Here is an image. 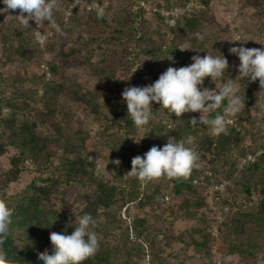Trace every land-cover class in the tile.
<instances>
[{"label":"rangeland","instance_id":"374dc122","mask_svg":"<svg viewBox=\"0 0 264 264\" xmlns=\"http://www.w3.org/2000/svg\"><path fill=\"white\" fill-rule=\"evenodd\" d=\"M169 1L180 2L54 0V18L60 32L48 22L40 28L34 21L24 25L16 18L18 9L0 12L3 140L16 141L27 129H33L36 140L46 146L44 152L51 155L55 165L67 154L86 167L90 174L88 182L81 188L73 184L62 186L53 202L61 218H68L69 225L75 222V216L85 212L97 219L96 230L101 236L99 250L118 248L112 257L113 264H264V221L255 216L260 192L247 197L241 180L243 166L264 153V102L261 106L249 97L243 83L246 79L236 78L244 107L228 116V120L249 110V115H243L241 131L252 134L235 146L221 164L209 154L204 156L196 146L199 159L193 168L198 174L192 183L194 190L191 185L174 182V177L140 180L128 173L133 157L143 156L153 146L163 147L168 136L176 137L179 122L153 102V119L144 128L116 123L119 112L127 109L121 96L126 86L151 84L168 67L190 65L192 56H204L207 51L212 55L222 52L229 61L226 74L235 78L239 59L229 55V48L264 47L257 43L264 42V13L256 12L243 0H210L202 27L190 34L184 30L172 31L152 16L155 8L171 10L173 7H167ZM4 7L0 3V9ZM141 8L144 15L137 18L136 11ZM69 9L72 14L66 17ZM93 11L102 13L106 23L91 21ZM37 30L42 33L40 37L36 35ZM138 31L146 32L145 40L151 41H141L139 50L130 57L127 43L136 45L134 38ZM197 32L204 36L203 40L194 37ZM233 32L242 33L244 42H230ZM199 45L202 47L198 49ZM169 56L173 59L169 60ZM41 64L51 70L52 82L62 87L57 100L46 96L44 75L39 70ZM227 75L217 82V87L229 78ZM203 87L215 88V83L205 78ZM76 93L90 104L76 99ZM120 103L125 105L121 111ZM199 115L195 113L197 119ZM140 139L139 143L134 142ZM67 140L74 144L68 153L64 152ZM18 156L17 148L6 147L0 154V176L12 169V160ZM116 159L121 161L118 166L111 163ZM261 165L264 170V162ZM20 170L18 179L5 190L6 198H12L11 204L24 196L31 183L42 182L31 161L21 164ZM104 179L119 187L115 203L109 208L94 203L101 194ZM123 187L140 192V200L127 201L128 192L123 198L120 190ZM242 212L254 216L248 217L243 229L238 231L232 226L233 220ZM220 220L219 233L215 236L213 226ZM224 221L226 226L220 235ZM14 238L22 245L24 231L15 229ZM140 249L143 253L139 255Z\"/></svg>","mask_w":264,"mask_h":264},{"label":"clouds","instance_id":"9594fccd","mask_svg":"<svg viewBox=\"0 0 264 264\" xmlns=\"http://www.w3.org/2000/svg\"><path fill=\"white\" fill-rule=\"evenodd\" d=\"M5 7L0 12L19 10L16 16L24 25H30L34 21L40 28L44 22H48L52 28L60 32V26L56 23L54 13L56 5L54 0H0ZM26 14V15H25ZM72 14V9L65 12V16ZM102 14V13H101ZM36 35L42 33L37 30ZM194 37L203 40L204 36L197 32ZM230 42H244L243 34L233 32ZM264 45V42H257ZM183 50H193L185 48ZM199 52V51H197ZM229 55L238 57L239 64L236 67L238 75L229 77L226 72L229 68L227 57L219 52L218 55L207 54L194 55L192 63L179 68L168 67L160 74L159 78L145 86H126L121 93L122 100L126 103L127 115L131 117L134 126L144 128L153 119V102L160 105V109H166L176 117H182L184 113H199V118L192 117L193 126H206L213 134L227 131V125L231 120H226V115H235L244 107V102L239 94L240 89L236 84V78L250 82L259 81L261 91H264V47L247 48L243 46L231 47ZM172 60V56L167 57ZM140 68V67H138ZM136 68L134 72L138 69ZM229 78L217 87V82L225 76ZM205 78H210L215 83V88L203 87ZM127 80V79H126ZM226 102V106L225 105ZM223 107V112H217L215 116H209L217 109ZM159 109V110H160ZM134 140V142L139 143ZM196 137L189 134L181 139L168 136L167 143L163 147L153 146L143 156H135L131 160V171L140 180H151L167 177H186L197 166L199 159L195 149ZM114 165H120L119 159L111 161ZM14 209L6 202L0 201V244L10 234ZM74 223H70L74 230L69 234L66 230L60 233H51L49 240L51 250L37 256V264H83L84 261L94 257L100 249L101 236L97 232L98 221L90 213L75 216ZM56 221L51 223V226ZM50 226V227H51ZM0 264H15L8 254L0 251Z\"/></svg>","mask_w":264,"mask_h":264},{"label":"trees","instance_id":"16d2710c","mask_svg":"<svg viewBox=\"0 0 264 264\" xmlns=\"http://www.w3.org/2000/svg\"><path fill=\"white\" fill-rule=\"evenodd\" d=\"M189 0H180V2L170 1L167 4V7H177L186 4ZM203 4L206 6L204 10L195 11L192 14H186L175 18V23L171 24L168 21V18L163 16L160 12L153 13L152 16H156L158 23L161 25L166 24L169 26L170 30L177 32L184 30L188 34L192 32L198 31L202 27L203 18H205V14L208 13L210 7V0H201ZM243 2L256 10V12L263 14L264 13V0H243ZM162 9V8H159ZM137 18H140L144 15V10L136 11ZM90 20L106 23L105 17L98 11L90 12ZM159 24V25H160ZM146 32H137V36L134 38L135 46L128 42L127 45L130 47L131 52L127 53L128 56L132 57V53L139 50V45L141 41H151L145 40ZM199 45L197 48H201ZM53 70H56L53 68ZM244 87H246V91L249 94L250 83L249 80H245ZM45 93L48 98L51 100H57L59 98V94L62 92V87L56 85L53 82L46 84ZM75 97L79 101L87 103V99H84L82 95L76 93ZM226 106V102L225 105ZM217 109L216 111L208 114L209 116H215L217 112H223V107ZM125 108L124 104L120 103L118 109ZM166 110V109H165ZM1 111V110H0ZM121 111V110H120ZM123 116L120 117L122 115ZM119 112L117 115L116 123L126 124L128 127H135L134 123L130 116L127 115V109L125 111ZM245 114V115H244ZM250 114L249 110H243L237 116H232L231 120H233L232 124L227 125V131L220 134H213L210 132L209 128L206 126H193L190 124L188 120L192 117H195V113H184L182 117H176L175 114H170L175 121L179 122V126L175 130L176 138L181 139L189 134L196 137L195 147L197 146L198 151L205 154H209L220 161L219 163L225 162L227 158L230 157V152L233 150L235 146L241 145L244 143L245 138L248 134H252L251 131L244 133L241 131L244 122V116ZM1 116V113H0ZM228 116H225V119L228 120ZM5 127V122L0 118V154L5 152L7 146H14L20 152V156L14 158L12 160L13 167L10 171L0 176V201L6 202L11 208L14 209V213L12 216V224L10 226V234L3 240V243L0 244V250L4 251L8 254L10 259L15 260V264H37V256L43 255L45 251L51 250V242L49 237L53 232H63L67 231L69 234L72 233L74 228H72L68 223V218H61V212L55 206L53 202L54 196L56 193H60V188L64 185L68 186L70 184L77 185L80 188L83 187L87 182L90 174L86 167H81L78 159L69 158V155H64L61 159L60 164L57 166L52 161L51 155L44 152L46 146L41 145L34 135V130L28 129L19 135L18 140L12 141L10 139L3 140L2 128ZM147 129V128H146ZM165 129V128H164ZM159 131L162 133L164 130L161 127ZM26 133V134H25ZM202 135V136H200ZM257 135H254L253 138L256 140ZM167 140V138H164ZM73 142L71 140L65 141L64 152L68 153L71 151V147L73 146ZM84 149V147H83ZM206 151V152H204ZM42 152L44 154H42ZM26 161H31L33 166L38 170L41 179V183H37L34 181L29 185L26 189L24 196L19 199L16 203H10V199L6 198L5 190L8 188L9 184L15 182L18 178V175L21 173L20 166ZM261 162H264V153L261 154L258 159L253 161H248V164L243 166V174L241 177L243 191L247 195V197L252 196L255 192H260V203L258 208V214L256 213V217L258 220L264 221V170L262 169ZM212 164H215L212 162ZM261 170V175L259 176ZM197 170L193 169L191 174L186 176V179L183 177H174V182L181 185H192V183L197 179L198 174ZM101 182L100 190L101 194L97 201L94 203L99 207L109 208L114 205V200L116 195L119 194V187H117L113 182H110L107 179ZM125 198V193H129L130 202H135L138 199L140 200V192L131 191L127 187H123L120 189ZM194 190V187H193ZM120 193V194H121ZM220 192L218 191V194ZM19 197V196H18ZM219 199V198H217ZM220 200V199H219ZM67 205V203H66ZM63 211V210H61ZM245 211V210H243ZM254 215L248 214L247 212H242L238 214V216L233 220V228L235 230L241 231L246 224V220L252 219ZM257 220V219H256ZM56 221L52 226L51 223ZM222 228H220V235H222V231L224 226H226V222L222 223ZM51 226V227H50ZM21 229L24 231V243L22 245L17 244L14 238V230ZM221 237V236H220ZM118 248H116L117 250ZM113 250L109 247H104L97 252V254L84 261L83 264H113L112 257L114 255ZM121 252V251H120ZM143 250H139L138 254H142Z\"/></svg>","mask_w":264,"mask_h":264},{"label":"built area","instance_id":"2783aa9c","mask_svg":"<svg viewBox=\"0 0 264 264\" xmlns=\"http://www.w3.org/2000/svg\"><path fill=\"white\" fill-rule=\"evenodd\" d=\"M91 11V8H89ZM205 9V5L203 4V2H200L198 0H189L186 4H184L183 6H179V7H175L172 8L171 10H161V9H157L155 8L153 13H161L163 16H165L166 18H168V21L171 24L175 23V18L182 16V15H186V14H192L195 11H199V10H204ZM39 70L42 72V74L44 75V82L45 84H48L50 82H52L53 76H52V72L49 69V67L46 64H41L39 66ZM250 88H249V97L253 100L258 101L259 104H261V106L263 105L264 102V91H261L260 85H259V81H255V82H250ZM41 93H43V90L41 91ZM233 123V120H231V123ZM221 220L219 222H215L213 229L214 231L212 232L213 235L217 236L219 233V225L218 223H220ZM221 224V223H220ZM220 263V262H219Z\"/></svg>","mask_w":264,"mask_h":264}]
</instances>
